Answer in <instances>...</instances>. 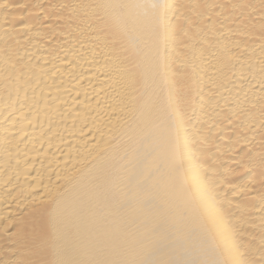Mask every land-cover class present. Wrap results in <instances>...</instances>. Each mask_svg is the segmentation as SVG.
Masks as SVG:
<instances>
[{"label": "bare ground", "instance_id": "6f19581e", "mask_svg": "<svg viewBox=\"0 0 264 264\" xmlns=\"http://www.w3.org/2000/svg\"><path fill=\"white\" fill-rule=\"evenodd\" d=\"M0 264H264V0H0Z\"/></svg>", "mask_w": 264, "mask_h": 264}]
</instances>
